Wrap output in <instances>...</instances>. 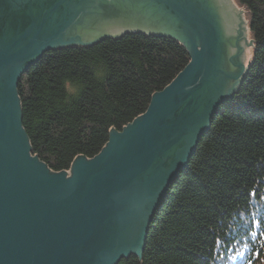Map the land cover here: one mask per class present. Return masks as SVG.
Wrapping results in <instances>:
<instances>
[{
	"label": "water",
	"instance_id": "water-1",
	"mask_svg": "<svg viewBox=\"0 0 264 264\" xmlns=\"http://www.w3.org/2000/svg\"><path fill=\"white\" fill-rule=\"evenodd\" d=\"M70 1L0 0V264L141 257L154 215L252 65L249 20L234 0H140L167 24L66 38L74 23L64 14ZM135 33L180 42L188 65L143 115L112 130L97 156L52 171L33 154L23 127L24 74L48 52Z\"/></svg>",
	"mask_w": 264,
	"mask_h": 264
},
{
	"label": "trees",
	"instance_id": "trees-1",
	"mask_svg": "<svg viewBox=\"0 0 264 264\" xmlns=\"http://www.w3.org/2000/svg\"><path fill=\"white\" fill-rule=\"evenodd\" d=\"M234 1L254 41L249 73L154 215L142 256L120 264H264V0ZM189 61L180 42L141 33L46 53L18 89L33 154L54 172L94 158Z\"/></svg>",
	"mask_w": 264,
	"mask_h": 264
},
{
	"label": "flooded vegetation",
	"instance_id": "flooded-vegetation-1",
	"mask_svg": "<svg viewBox=\"0 0 264 264\" xmlns=\"http://www.w3.org/2000/svg\"><path fill=\"white\" fill-rule=\"evenodd\" d=\"M139 1L72 0L68 5L70 9L65 10L64 14L68 17L73 16L74 23L65 36L66 38H85L104 33L115 35L127 26L145 27L151 24L158 26L167 24L168 20L164 15L155 16L149 8L150 5L139 4ZM108 13L111 17L107 15ZM106 25L110 26L109 30H107L109 26ZM228 61V58L225 59V66L231 67Z\"/></svg>",
	"mask_w": 264,
	"mask_h": 264
},
{
	"label": "clouds",
	"instance_id": "clouds-1",
	"mask_svg": "<svg viewBox=\"0 0 264 264\" xmlns=\"http://www.w3.org/2000/svg\"><path fill=\"white\" fill-rule=\"evenodd\" d=\"M71 90V89H70Z\"/></svg>",
	"mask_w": 264,
	"mask_h": 264
}]
</instances>
